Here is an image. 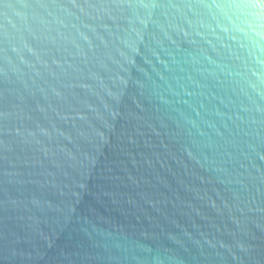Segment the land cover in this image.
<instances>
[{
	"label": "water",
	"instance_id": "95a60500",
	"mask_svg": "<svg viewBox=\"0 0 264 264\" xmlns=\"http://www.w3.org/2000/svg\"><path fill=\"white\" fill-rule=\"evenodd\" d=\"M0 264H264V0H0Z\"/></svg>",
	"mask_w": 264,
	"mask_h": 264
}]
</instances>
